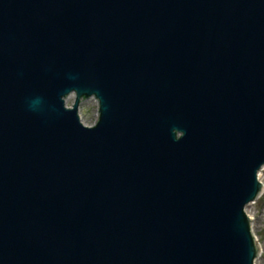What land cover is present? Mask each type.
<instances>
[{
    "label": "water",
    "instance_id": "1",
    "mask_svg": "<svg viewBox=\"0 0 264 264\" xmlns=\"http://www.w3.org/2000/svg\"><path fill=\"white\" fill-rule=\"evenodd\" d=\"M263 170L264 0H0V264H255Z\"/></svg>",
    "mask_w": 264,
    "mask_h": 264
},
{
    "label": "rangeland",
    "instance_id": "2",
    "mask_svg": "<svg viewBox=\"0 0 264 264\" xmlns=\"http://www.w3.org/2000/svg\"><path fill=\"white\" fill-rule=\"evenodd\" d=\"M74 100V97L70 98L67 105L71 107ZM80 116L84 125L88 127L94 126L99 118L98 102L93 98L84 101L80 106ZM260 182L264 186V170L260 174ZM248 214L252 221L253 233L263 247V253L259 256L256 264H264V188L257 202L248 209Z\"/></svg>",
    "mask_w": 264,
    "mask_h": 264
}]
</instances>
